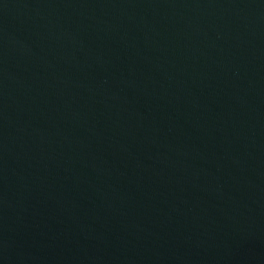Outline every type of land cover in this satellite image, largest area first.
Segmentation results:
<instances>
[{
  "label": "water",
  "instance_id": "95a60500",
  "mask_svg": "<svg viewBox=\"0 0 264 264\" xmlns=\"http://www.w3.org/2000/svg\"><path fill=\"white\" fill-rule=\"evenodd\" d=\"M0 264H264V0H0Z\"/></svg>",
  "mask_w": 264,
  "mask_h": 264
}]
</instances>
